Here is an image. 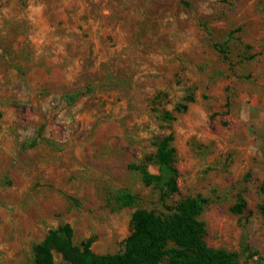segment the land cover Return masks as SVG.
<instances>
[{
	"label": "rangeland",
	"instance_id": "1",
	"mask_svg": "<svg viewBox=\"0 0 264 264\" xmlns=\"http://www.w3.org/2000/svg\"><path fill=\"white\" fill-rule=\"evenodd\" d=\"M169 134L167 205L205 198L207 244L264 264V0H0V264L66 224L122 252L137 210L169 212L140 171Z\"/></svg>",
	"mask_w": 264,
	"mask_h": 264
},
{
	"label": "trees",
	"instance_id": "2",
	"mask_svg": "<svg viewBox=\"0 0 264 264\" xmlns=\"http://www.w3.org/2000/svg\"><path fill=\"white\" fill-rule=\"evenodd\" d=\"M187 108L179 106L177 111ZM166 117L175 120L169 112ZM174 141V135L169 134L159 143L155 155L159 174H151L146 166L140 167L144 183L158 190L162 206L169 212L137 210L132 216L131 234L124 242V249L115 254H97L90 242L77 245L71 226H59L35 245L31 264H56L55 253L66 264H241L236 252L214 249L207 244L206 225L200 220L207 204L205 198L187 197L173 208L167 205V198L178 193ZM260 190L264 195V181ZM139 201V196L130 193L117 196L122 207H133ZM259 209L264 218V198Z\"/></svg>",
	"mask_w": 264,
	"mask_h": 264
}]
</instances>
